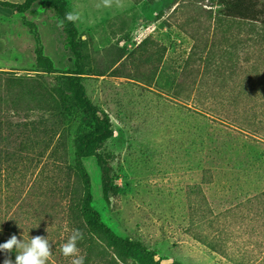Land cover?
Listing matches in <instances>:
<instances>
[{"label":"rangeland","instance_id":"374dc122","mask_svg":"<svg viewBox=\"0 0 264 264\" xmlns=\"http://www.w3.org/2000/svg\"><path fill=\"white\" fill-rule=\"evenodd\" d=\"M25 1L0 0V244L44 236L70 264L76 154L103 110L116 195L82 164L105 225L161 264H264V26L223 0H64L72 39L41 0L5 5Z\"/></svg>","mask_w":264,"mask_h":264},{"label":"trees","instance_id":"16d2710c","mask_svg":"<svg viewBox=\"0 0 264 264\" xmlns=\"http://www.w3.org/2000/svg\"><path fill=\"white\" fill-rule=\"evenodd\" d=\"M38 0H26L21 5L5 3L10 8L27 11ZM47 7L53 9L64 21L67 34L70 38L75 37L74 24L65 20L68 12L64 0H41ZM226 15L231 19L245 21L250 24L264 26V0H223ZM90 110L94 111L91 107ZM99 113L96 132L94 137L86 140L76 154L74 174L79 183V192L72 189L68 211L72 218L77 221L76 229L84 233V239L79 245L86 253L85 264L95 262L98 264H161L155 260L151 251L146 249L140 242L122 239L105 225L99 213L93 208V196L91 193V181L89 174L82 164V159L94 155L102 169L103 194L106 201L116 195L118 187L116 179L112 178V169L109 160L98 154L100 146L113 136L109 115L103 111ZM171 264H181L173 262Z\"/></svg>","mask_w":264,"mask_h":264},{"label":"clouds","instance_id":"9594fccd","mask_svg":"<svg viewBox=\"0 0 264 264\" xmlns=\"http://www.w3.org/2000/svg\"><path fill=\"white\" fill-rule=\"evenodd\" d=\"M96 7L111 9L113 7L123 8V0H99ZM65 20L72 24L82 22V14L78 9L65 13ZM61 27L63 22H61ZM84 239V233L80 229H72L67 241L61 245V254L70 259V264H85V257L81 255L78 243ZM15 250V264H48L52 256V245L44 236L31 237L30 241L18 239L12 235L6 242L0 244V252L11 253ZM4 264H12V260L5 259Z\"/></svg>","mask_w":264,"mask_h":264}]
</instances>
